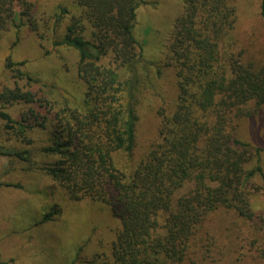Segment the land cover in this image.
Wrapping results in <instances>:
<instances>
[{
    "label": "trees",
    "instance_id": "obj_1",
    "mask_svg": "<svg viewBox=\"0 0 264 264\" xmlns=\"http://www.w3.org/2000/svg\"><path fill=\"white\" fill-rule=\"evenodd\" d=\"M142 2L74 0V11L59 8L57 19L67 22L54 45L76 53L90 107H47L31 90L5 87L3 103L39 104L21 120L3 110L0 118L22 138L34 126L45 131L36 150L56 158L37 168L70 199L101 202L119 218L107 251L93 252L86 264H233L205 223L220 211L253 220L251 196L264 191L263 147L237 135L239 122L264 108V64L250 60L240 29L244 1L184 0L165 62L171 97L155 111L157 125L140 144L135 89L142 47L134 28ZM32 6L0 0V34L17 16L29 17ZM258 7L264 17V0ZM13 65L7 60V68ZM32 144L2 153L30 162ZM0 264L8 262L0 258Z\"/></svg>",
    "mask_w": 264,
    "mask_h": 264
},
{
    "label": "rangeland",
    "instance_id": "obj_2",
    "mask_svg": "<svg viewBox=\"0 0 264 264\" xmlns=\"http://www.w3.org/2000/svg\"><path fill=\"white\" fill-rule=\"evenodd\" d=\"M28 1L33 5L30 16L22 19L17 16L15 24L0 34V92L5 87L17 86L36 93L35 98L48 100L47 107L50 103L56 107L55 102L82 110L90 107L86 86L77 76L76 53L54 45L61 39L67 22L65 17L57 19L59 8L74 11V0ZM142 1L136 10L134 28L142 47L135 89L140 144L157 125L155 111L171 97L173 77L165 62L174 23L184 4V0ZM243 1L240 24L242 33H246L243 44L250 52V60L261 65L264 64V17L258 13V0ZM19 11L17 8L16 12ZM28 19L34 21L35 28L28 24ZM7 60L14 63L12 69L6 67ZM16 69L27 73L30 79L18 74ZM37 104L3 103L0 99V110L21 120L28 108ZM29 118L33 121L31 115ZM4 122L0 118V258L8 264H86L93 252L107 251V243L120 228L119 218L101 202L70 199L62 187L53 185L50 177L37 168V164L56 158L36 150V146L46 141L45 131L34 126L22 138L5 130ZM237 135L243 141L263 147L264 170V108L256 116L241 120ZM30 139L35 144L30 162L2 153L8 148L30 149L31 144L27 143ZM254 184L262 183L256 178ZM251 204L256 213L253 220L220 211L205 223V230L213 236L215 244L224 247L227 262L264 264L263 190L251 196Z\"/></svg>",
    "mask_w": 264,
    "mask_h": 264
}]
</instances>
